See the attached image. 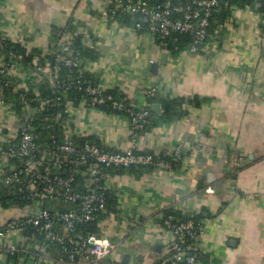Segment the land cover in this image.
<instances>
[{
    "label": "crops",
    "instance_id": "1",
    "mask_svg": "<svg viewBox=\"0 0 264 264\" xmlns=\"http://www.w3.org/2000/svg\"><path fill=\"white\" fill-rule=\"evenodd\" d=\"M107 0H0V30L42 56L54 54L62 41L81 35L99 54L85 61L103 89L118 90L135 106L162 115L158 99L186 98L179 119L160 121L138 140L142 152L170 155L183 143L189 153L175 173L143 169L109 177L120 216L107 217L105 238L120 243L111 259L83 264H158L172 234L162 229L163 211L202 215L201 264H264V35L262 15L234 9L232 18L212 36L203 54H166L157 39L109 19ZM60 44V43H59ZM166 55V63L153 66ZM20 87L35 88L40 74L22 64L12 70ZM71 103L63 125L67 136L94 137L109 152H125L132 143L127 117L108 114L85 101ZM0 117V143L18 129L15 112ZM67 127V128H66ZM11 141V140H10ZM0 205V216L13 215ZM8 212V213H6ZM18 237V236H17ZM25 240V236H22ZM0 264H61L49 255L27 251L13 259L2 251ZM156 247L158 249H156Z\"/></svg>",
    "mask_w": 264,
    "mask_h": 264
},
{
    "label": "built area",
    "instance_id": "2",
    "mask_svg": "<svg viewBox=\"0 0 264 264\" xmlns=\"http://www.w3.org/2000/svg\"><path fill=\"white\" fill-rule=\"evenodd\" d=\"M110 2L108 17L117 21L120 14H130L138 17L133 30L139 31L144 25H149L152 34L161 38L169 36L172 32L190 33L194 41L189 48V52L197 54L201 46L207 40L208 27L214 15L219 11L222 0H107ZM65 51H72L70 41H62ZM161 46V45H160ZM13 56V55H12ZM4 55L0 52V117L5 109H10L3 92L6 88L14 85L16 77L12 70L17 67H7ZM84 60L81 57H74L66 60L69 66L78 67L84 70ZM86 69V67H85ZM39 74L43 73L42 67H37ZM87 92L92 96L94 105H101L113 102V106L121 111H129L131 127L136 130L143 127V119L149 115V110L135 106L128 108L124 104L118 103L114 97L107 93L102 87H89ZM156 88H148L146 94L151 96L156 93ZM24 104L23 113L16 119L18 129L14 136L21 131V139L18 145L9 146V155L19 157H29L35 148L34 136L30 132V123L35 119L39 112L38 107H32L21 95ZM43 104H49L44 101ZM140 108V109H139ZM71 110L64 111L68 115ZM57 118L62 120L63 113H59ZM67 128V127H66ZM132 143L125 152H106L96 144L86 143L79 148L71 142L59 146V151L73 155L69 158H57L55 167L58 170H69L71 177L68 179L60 178L52 181L49 173L39 169L40 163L34 159L24 166L20 171L4 176L6 168L9 166L8 155L0 157V181L4 185H10L15 181H22V176H29L27 183L21 192L29 193L31 199L37 204L47 200H66L69 202H80L82 213L75 210L61 214L59 218L63 220L70 231L74 230L75 222H92L96 220L97 213L105 210L104 199L102 196L92 194H82L71 187L73 176L80 174L89 178V186L98 188L100 191L111 190L109 177L102 175L100 166H151L157 170L168 173H175L183 169L188 161L187 147L185 144H177L169 157L162 154H150L139 150L138 140L133 136ZM4 153L3 144L0 143V154ZM24 176V177H25ZM24 181V180H23ZM11 210V209H10ZM12 211V210H11ZM9 211V213L11 212ZM8 213V212H6ZM55 217L49 211H43L35 216H0V238L8 240L7 246L2 247V251L11 258H15L20 253L27 251L29 255L37 258L48 257L50 243L52 241L62 242L63 239L53 231ZM43 222L46 223L42 226ZM162 229L172 234V239L166 244V254L169 257L166 261L169 264H200L198 258L201 254V239L205 234V227L201 222H197L191 216L184 220H179L172 215L164 216L162 219ZM28 226L41 227L44 240L29 245L26 249L20 247L23 234L21 230ZM18 236V237H17ZM79 246L70 251L67 264H83L100 262L111 259L121 248V244L108 238H98L96 236H84L80 233L76 235ZM22 245V244H21Z\"/></svg>",
    "mask_w": 264,
    "mask_h": 264
},
{
    "label": "trees",
    "instance_id": "3",
    "mask_svg": "<svg viewBox=\"0 0 264 264\" xmlns=\"http://www.w3.org/2000/svg\"><path fill=\"white\" fill-rule=\"evenodd\" d=\"M234 9L241 11L257 10V12L262 15L260 31L264 35V0H222L219 11L214 15L208 27L207 40L204 45L200 47L197 54H203L205 52L215 31L232 18V11ZM137 21L138 17L130 14H120L117 17V22L124 27H134ZM137 32L140 34H150L155 37L158 44L161 45V49L172 57H177L184 52H189V48L194 41L193 35L190 33L172 32L169 36L161 38L152 34L147 24L144 25L143 29ZM56 33L60 42H58V45L55 47V53L42 56V53L37 50L29 51L22 46L21 43L9 41L0 30V52L4 55V61L8 68L12 67L14 64H22L35 71L39 66L43 68V73L40 74L41 81L37 84L36 89L20 87L19 83L15 81L13 86L6 88L3 92L7 104L12 107V111L15 112V115L18 117L23 113L24 109L21 95L25 96L30 106L39 108V112L35 115V119L29 125L30 132L34 136L35 145L29 157L9 155V146H16L20 142L22 137L21 131H19L14 138L9 139V142L3 143L4 153L0 154V157L7 154L9 161V166L6 168L4 176L12 175L20 171L30 159H34L40 163L39 169L41 171L49 173V177L52 181H56L60 178L68 179L71 177L69 170H57L55 162L58 157L65 159L69 157L72 158L73 155L60 152V145L71 142L81 148L86 143H90L96 144L101 148L99 141L94 137L70 138L67 136L63 122L69 117V114L67 115L64 111L68 108L71 110L70 102L77 105L79 102L85 101L88 105L94 106L105 113L122 115L127 117L128 120H131L129 111H121L115 108L113 102H107L101 105L93 104L91 100L92 96L87 92V89L89 87L100 86L94 75L86 71L85 62L83 71H80L78 67L66 64V60L73 59L74 57H81L84 61H94L99 57L98 52L92 47H88L84 41V37L81 35L73 36V39L70 40L72 51H65L61 43L66 30H56ZM107 93L112 95L118 103L124 104L128 108H135L134 103L122 92L110 90L107 91ZM156 93L149 97L150 102L154 100L160 101L164 104V112L160 116L149 109L148 106L142 107L143 109L149 110V115L143 119L142 128L136 130L132 128L133 136L137 140L141 139L154 126H157L160 121L173 122L179 119L185 105L188 104L187 102L191 101L186 98L161 100L156 97ZM46 100L49 101V104L44 105L43 102ZM59 113H63L64 115L62 120L57 118ZM101 149L103 150V148ZM145 153L154 154L153 152ZM187 154L189 155L188 152ZM162 156L169 157L167 154H162ZM143 169L151 170L154 168L151 166H100L102 175L108 177L124 175L126 173H139ZM24 176L25 175L22 176V181H15L8 186L0 181V205L3 209H11L13 211L12 217L35 216L37 201L31 199L28 192H21L29 177ZM71 187L82 194L87 195L96 193L102 196L105 210L97 213L96 220L92 222H75L74 230L70 231L66 223L61 220L59 216L74 210L81 214V203L69 202L61 199L56 200V209L50 212V214L55 217L52 228L55 234L60 236L63 241H52L48 253L52 259L59 261L61 264H67L70 251L79 246V241L76 238L78 233L84 236L105 238L102 226L106 218L119 217L121 212L118 198L114 190L100 191L98 188L89 186V178L80 174L73 176ZM163 213L164 216L172 215L179 220H184L186 217L191 216L194 220L203 224L202 215L189 214L184 217L185 215H180L175 209H166ZM115 219L117 220L118 218ZM45 225L46 223L43 222L42 226ZM21 233L25 236V240L20 241L22 244H20V247L22 249H26L32 243L42 242L44 240L41 227L28 226L24 228V230H21ZM168 257L169 254L165 253L158 264H169V261H166ZM198 261L201 264V254Z\"/></svg>",
    "mask_w": 264,
    "mask_h": 264
},
{
    "label": "water",
    "instance_id": "4",
    "mask_svg": "<svg viewBox=\"0 0 264 264\" xmlns=\"http://www.w3.org/2000/svg\"><path fill=\"white\" fill-rule=\"evenodd\" d=\"M166 55L162 56V60L160 63H156L153 66V70L156 72L160 66V64H165L166 63ZM58 170V168H57ZM56 209V200H47V201H42L39 202L35 208V215H39L40 213H42L43 211H49L52 212ZM156 249H158L156 247ZM130 261V255H126L124 256V262L123 264H127Z\"/></svg>",
    "mask_w": 264,
    "mask_h": 264
}]
</instances>
